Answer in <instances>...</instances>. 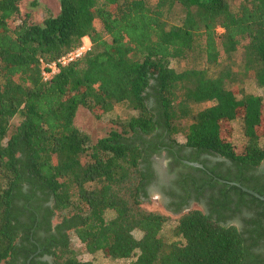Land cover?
Instances as JSON below:
<instances>
[{
    "label": "trees",
    "instance_id": "1",
    "mask_svg": "<svg viewBox=\"0 0 264 264\" xmlns=\"http://www.w3.org/2000/svg\"><path fill=\"white\" fill-rule=\"evenodd\" d=\"M23 1L0 0V264H93L80 251L129 264H264V200L230 183L264 195V95L239 86L264 88V0H59L41 20ZM85 36L91 48L43 80L42 60ZM238 51L240 71L210 70ZM193 53L207 66H171ZM116 105L129 111L104 136L76 124L80 106L100 118ZM163 146L171 238L170 215L144 204ZM192 196L207 209L183 210Z\"/></svg>",
    "mask_w": 264,
    "mask_h": 264
},
{
    "label": "rangeland",
    "instance_id": "2",
    "mask_svg": "<svg viewBox=\"0 0 264 264\" xmlns=\"http://www.w3.org/2000/svg\"><path fill=\"white\" fill-rule=\"evenodd\" d=\"M32 0H24L22 3L23 11L31 10L37 20H41L43 16L46 14V7L51 9L52 12L57 13L60 8V1L59 0H38L39 5L37 7H32L31 5ZM230 64L236 71H240L242 69V61H241V53L240 51L234 53L231 58H227L225 55L221 57V63L216 66H211V71H216L218 67L222 64ZM171 66L176 70H182L186 67H206L207 63L205 61V56L201 53H193L186 58H177L173 59L171 62ZM240 87H243L246 92H253L264 95V88L255 84V82L251 79H245L241 84ZM235 89H238V85L235 86ZM209 103H204L201 107L208 105ZM128 109L123 105H116L114 109L104 114L102 117L97 118L88 108L80 106L77 112L76 117V124L85 132H87L93 140L104 136L109 131L110 127L114 123V119L118 116H122L125 113H128ZM264 111V107H263ZM231 128V138L232 142L235 144V148L237 151L241 152L245 148L246 144V137L243 130V121L241 118H237L229 122ZM178 139L183 141V135H178ZM264 141V138L262 139ZM169 158L165 153H161L158 156L157 161H155V165L159 167L164 166L166 169L168 167ZM167 164V165H166ZM162 166V167H163ZM168 179L171 176L166 174ZM145 206L153 209L158 210L163 213L169 214L171 217L169 225L165 228V237L171 238V231L170 225L174 223L175 215L178 213L173 212L169 207L165 204L164 199L160 193L157 191L150 192V195L144 202ZM198 207L205 209V207L198 202H193L190 205V208ZM109 216L112 215V212H108ZM136 235H139V231L135 232ZM71 241L75 248L80 250V243L78 238L72 233L71 234ZM80 256L85 260L92 261L93 264H129V260L126 259H113L106 255L102 251H98L94 254L87 253L84 251H80Z\"/></svg>",
    "mask_w": 264,
    "mask_h": 264
},
{
    "label": "flooded vegetation",
    "instance_id": "3",
    "mask_svg": "<svg viewBox=\"0 0 264 264\" xmlns=\"http://www.w3.org/2000/svg\"><path fill=\"white\" fill-rule=\"evenodd\" d=\"M163 147H164V146H163ZM162 152L165 153V154L168 156V152H167V150L165 149V147L162 148L160 152L155 153V154H153V156H152L153 167H154V170H155V172H156V178H155V180H153V181L149 184V186H148L147 189H148L149 193L152 192V191H153V192H154V191H157L158 193H160V194L162 195L163 199H164L165 204L169 207V204H171L173 198L167 193L166 190H168V189L170 188L171 180H172V178H174V174L170 173V171H169V166H168L167 169H166L163 165H162L163 167L160 166V164L158 165L159 167H157V166L155 165V161H157L158 156H159ZM206 156H207L209 159H211L213 162H215V163H217L218 160H224V159L221 158V157L212 156V155H210V154H207ZM168 158H169V156H168ZM168 164H169V162H168ZM166 165H167V164H166ZM226 169L228 170V168H226ZM259 170H260L261 172H264V161H262V163L260 164V166H259ZM166 174H168L169 176H171L170 179H168V177H167ZM193 197H194V196L188 198V200L186 201V204H185V205L183 204V206H184L183 210L187 209V207H189L193 202L201 203V204L207 209L206 204H205V202H204L203 200H201V202H199V201H197L196 199H194ZM169 209L172 210V208H170V207H169ZM42 234H45V232H42ZM43 236H44V235H43ZM37 252H39V250H38ZM41 259H42V260H48V261L50 262V257H49L48 255H43V256H41ZM50 263H51V262H50Z\"/></svg>",
    "mask_w": 264,
    "mask_h": 264
},
{
    "label": "built area",
    "instance_id": "4",
    "mask_svg": "<svg viewBox=\"0 0 264 264\" xmlns=\"http://www.w3.org/2000/svg\"><path fill=\"white\" fill-rule=\"evenodd\" d=\"M90 48L91 41L88 36H85L81 44L62 54L56 60L51 62L42 60L41 69L43 80L47 81L52 79V77L59 71L61 66L82 57Z\"/></svg>",
    "mask_w": 264,
    "mask_h": 264
},
{
    "label": "water",
    "instance_id": "5",
    "mask_svg": "<svg viewBox=\"0 0 264 264\" xmlns=\"http://www.w3.org/2000/svg\"><path fill=\"white\" fill-rule=\"evenodd\" d=\"M187 162L190 163V164H192V165H195V166H200V167L203 166V164H202V163H199V162H189V161H187ZM222 181H223V180H222ZM230 183H231V184H236V185H238V186H241L242 189H244L245 191H247V192H249V193H252V194H254L255 196L259 197L260 199L264 200V195H262V194H260V193H258V192H256V191H254V190H252V189H250V188H248V187H246V186H243V185H241V184L238 183V182L231 181ZM28 264H30V258L28 259Z\"/></svg>",
    "mask_w": 264,
    "mask_h": 264
}]
</instances>
